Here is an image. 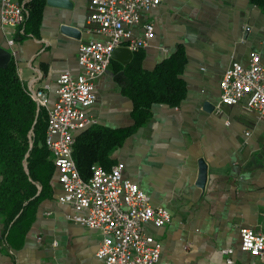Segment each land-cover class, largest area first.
Masks as SVG:
<instances>
[{
	"label": "crops",
	"instance_id": "obj_1",
	"mask_svg": "<svg viewBox=\"0 0 264 264\" xmlns=\"http://www.w3.org/2000/svg\"><path fill=\"white\" fill-rule=\"evenodd\" d=\"M67 1L60 7L45 0L38 31L15 34L12 45L0 28V61L2 50L9 52L23 86L48 83L51 101L57 76L79 71V44L103 39L87 31L89 0ZM249 4L164 0L143 14L155 33L137 51L141 66L151 71L178 49L185 58L184 98L176 105L153 103L146 124L112 152L151 203L172 214L163 227L145 225L161 242L155 264H225L221 249L226 247L233 249L234 264H246L237 259L239 228L264 229V119L243 102L220 103V81L229 64L246 63L253 51L264 54V15ZM63 24L78 35L62 33ZM116 70L111 60L89 108L94 123L111 128L132 123V101L122 94ZM200 157L207 164L204 189L195 184ZM60 192L54 175L53 197L40 201L19 249L0 248V264H101L96 250L102 235L68 218L74 209L58 202ZM2 229L0 218V247Z\"/></svg>",
	"mask_w": 264,
	"mask_h": 264
},
{
	"label": "built area",
	"instance_id": "obj_2",
	"mask_svg": "<svg viewBox=\"0 0 264 264\" xmlns=\"http://www.w3.org/2000/svg\"><path fill=\"white\" fill-rule=\"evenodd\" d=\"M163 1L89 0L87 31L103 39L79 44V71L57 76L53 101L48 83L27 89L36 108L46 115L44 143L61 189L57 200L74 209L69 219L102 235L96 250L101 264H155L161 242L146 231L145 225L159 228L172 219L166 207L153 205L139 184L124 175L122 161L109 168L93 163L84 178L73 157L77 134L94 123L89 108L96 102V82L106 72L113 50L126 47L134 52L145 47L155 31L152 22L143 20V14ZM26 4L24 0H0V28L8 35V45L14 43L16 33H24ZM241 102L264 119V54L253 51L246 63L231 62L221 78L220 103ZM238 248L253 257L246 264L264 260V229L240 227ZM221 253L225 264H234L232 248H223Z\"/></svg>",
	"mask_w": 264,
	"mask_h": 264
},
{
	"label": "trees",
	"instance_id": "obj_3",
	"mask_svg": "<svg viewBox=\"0 0 264 264\" xmlns=\"http://www.w3.org/2000/svg\"><path fill=\"white\" fill-rule=\"evenodd\" d=\"M264 15V0H249ZM45 0H28L23 34L38 31ZM134 51L131 61L117 66L121 92L132 101V123L106 127L93 123L76 136L73 157L84 178L93 163L109 168L115 162L112 152L152 116L153 103L178 104L185 96L181 76L185 58L178 49L151 71L140 64ZM46 115L37 109L23 86L15 62L0 67V218L1 249H19L35 217L40 201L53 197L55 168L44 143Z\"/></svg>",
	"mask_w": 264,
	"mask_h": 264
},
{
	"label": "water",
	"instance_id": "obj_4",
	"mask_svg": "<svg viewBox=\"0 0 264 264\" xmlns=\"http://www.w3.org/2000/svg\"><path fill=\"white\" fill-rule=\"evenodd\" d=\"M47 4H53L60 7H66L69 5L67 0H46ZM250 7L253 6L252 3L249 4ZM60 30L62 33L70 36H77L78 30L75 28H72L66 24H63L60 26ZM3 51V60L0 61V67H5L9 60H10V53L7 51ZM133 52L126 47H117L113 50L112 53V59L119 61L123 65H126L130 62L132 59ZM206 107H211L208 103H205ZM198 175L196 179V186H198L201 189L205 188L206 180H207V164L203 158H198Z\"/></svg>",
	"mask_w": 264,
	"mask_h": 264
},
{
	"label": "rangeland",
	"instance_id": "obj_5",
	"mask_svg": "<svg viewBox=\"0 0 264 264\" xmlns=\"http://www.w3.org/2000/svg\"><path fill=\"white\" fill-rule=\"evenodd\" d=\"M228 248H231V247H228ZM237 259H238L239 262L247 263L251 259H253V257H251L247 253H243V252L240 251V252H238ZM256 261H257V264H264V260L263 259H256Z\"/></svg>",
	"mask_w": 264,
	"mask_h": 264
}]
</instances>
